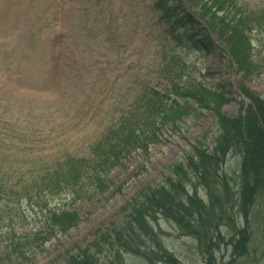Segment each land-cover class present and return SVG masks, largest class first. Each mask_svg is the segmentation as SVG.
I'll return each mask as SVG.
<instances>
[{
    "label": "rangeland",
    "instance_id": "rangeland-1",
    "mask_svg": "<svg viewBox=\"0 0 264 264\" xmlns=\"http://www.w3.org/2000/svg\"><path fill=\"white\" fill-rule=\"evenodd\" d=\"M23 1L0 0V10H8L0 18V70L6 72L0 79V180L14 182L15 189L21 183L47 189L42 209L21 194L0 204L6 211L10 205L19 211L13 220L0 213V264H66L84 249L94 254V240L103 245L98 254L102 262L117 247L116 231L134 209L152 215L155 207L168 203L164 206L173 210L185 195L191 197L186 205L195 210V217L183 210L186 224L215 221L217 237L211 252L203 255L199 240L172 219H149L162 238L158 243L177 264H264V122L255 124L261 145L258 138L244 137L216 170L198 171L205 149L224 131L221 121L237 119L240 132L257 121L246 111L247 105L257 109L253 98H264V0H234L241 8L226 16L236 20L230 29L237 27L249 37L247 56L229 47L227 34L212 31L206 21L220 43H207L208 54L196 50L192 41H181L182 35L173 40L160 11L173 10L172 0L169 6L161 0H30V24L22 47L14 49L5 45L12 41H6L10 35L4 36V24ZM204 1L184 0L200 22L202 10L219 6ZM227 10L234 9L227 7L218 15ZM55 12L61 30L57 40L52 33L58 28ZM57 45V76L52 80ZM145 87L158 92V98ZM148 117L155 122L148 125L150 130L145 127L143 141L135 150H121L120 160L109 167L111 156L102 152L104 147L114 146L136 119L144 123ZM100 152L105 165L93 174L90 159ZM82 160L89 163L78 181L72 175L80 172L76 164ZM249 160H262L263 168L250 169ZM98 178L106 183L103 188H97ZM194 185L197 195L188 193ZM63 206L75 210V225L39 241L28 260L8 257L6 234L38 227L49 208L61 211ZM104 231L108 235L103 238ZM136 243L140 251L125 254L124 264H151L149 258L153 264H172L160 261L151 244L145 247L141 239Z\"/></svg>",
    "mask_w": 264,
    "mask_h": 264
},
{
    "label": "trees",
    "instance_id": "trees-1",
    "mask_svg": "<svg viewBox=\"0 0 264 264\" xmlns=\"http://www.w3.org/2000/svg\"><path fill=\"white\" fill-rule=\"evenodd\" d=\"M216 1L217 0H208V1L202 2L206 4L212 3L213 5L219 4V6L216 8H208L206 10H202L201 16L203 17L205 15L204 20L209 23V26H210L209 28L212 31L216 30L217 32H220L222 34L223 33L227 34L226 39L228 41L229 47L230 46L235 47L237 50H239L243 54H246L244 56H247L248 55L247 51H249L251 48L249 37L247 36L246 32L238 29L237 27H233L230 29L229 26L233 25L236 22V20L226 18V16L230 15L231 11L239 10L241 6L238 5L237 2L234 0H218V3H216ZM178 5L179 7H182L181 0L180 2H178ZM227 7H231L234 10H227L226 14L224 15L221 14V16L218 15V12L220 10L225 11ZM166 16L169 19H174L173 23L184 24L180 20V18L185 19V23H188L190 25L194 23L193 17L190 15H187L186 13H184V11L181 12L179 10L177 14H173L172 11L166 10ZM240 21H241V18H240ZM192 34L194 33L185 34L181 37L188 40L189 42L192 41V44L198 49L199 47H205V50L208 51L207 43H209L210 39L208 37H206V39L204 38L199 39V37L196 34L194 35ZM206 40L208 42H206ZM199 42H200V46L198 47ZM215 84H218L219 89H222V85L220 84V82H217ZM157 93L158 92L156 91L154 93L156 96V99L158 98V95H156ZM253 102L257 109L254 110L255 108H253L250 105H247L248 106L247 108H249V110L246 112L252 115L254 119H257V121L254 120L253 121L254 124L251 123L248 126H246L245 127V130H247L246 132H240V130L242 129V126L241 128H239V125L236 124L237 119L232 120V119L226 118V120L228 119V121H224V122L221 121L222 123L221 125L223 126L224 131L220 132L221 134L219 136H216L215 138L216 143L215 145L210 147L211 149L209 148L205 149L204 158L202 155L201 160H199V167H198L199 170L197 169L198 171H200L199 175H202L203 172L205 173L206 171L211 170L212 167H213V170H216L219 167L220 165L219 162L222 160V157L225 155V153L230 151L234 147H236V145L239 144L241 140L244 139V137L245 138L247 137L258 138L257 139L258 145L262 144L260 134H259L260 133L259 128L255 124H258L259 120H261L262 123L264 122V98H253ZM253 111H256V112H253ZM162 112L163 110L161 111V113ZM154 122L155 120H152L150 117L145 119L144 123L136 119L131 124L130 127L126 126V129L124 130L122 136H120L119 141L114 146L104 147L102 152L105 151L107 154L106 155L107 157L111 156L109 167L115 166L116 163L120 160L122 154L119 152L121 150H126V151H129L130 149L135 150L136 147L139 145V143L143 141L142 136L143 135L146 136V133H147L146 128L150 130L148 125L149 124L152 125L154 124ZM114 147H121V149H114ZM239 149L243 151L241 144L239 146ZM248 151L249 150L246 151V154ZM100 154L101 152L97 154L96 158L90 159V165L92 164L93 174L97 172L98 170L97 168L100 165H105V162L103 161V159H99ZM247 158H248V154L243 164L244 165L243 168L245 169V171L247 169V165H246ZM87 163L89 162L86 160H82L80 164L81 166L76 164L77 170H80V172L76 173L75 175H72L74 179L78 181L81 179V177L86 172V169H84V171H81V168L84 167ZM70 165H73V162L72 163L70 162ZM261 165H262V160L258 164L252 163L251 160L248 161V167L251 169V167L254 168L255 166L254 169L256 171H260L259 168L262 167ZM261 171H262L261 174L264 175V168ZM3 176L4 175H2V177ZM72 176L70 178H73ZM101 176H104L103 173L101 174ZM32 182H36V181L32 180ZM12 183L14 182L0 180V204H2L4 200L8 201L11 198L18 199L20 198V195L18 194H21L25 200L33 203L34 205L42 209L41 198L42 197L44 198L46 196L45 189L47 188L45 186L36 185V186H31V187H34L33 189H29V188L24 187L23 184L21 183L22 186H20V188L15 189V188H12V186L15 185ZM105 185L106 183L102 179L98 178L97 188H103ZM207 187L208 186H206V190L208 191L207 194L209 195L211 193L209 192L210 189ZM194 189H197L196 185H194L192 188H189L188 193L192 192L194 195H197ZM10 194H11V197L9 196ZM182 197L185 198L186 200L183 199ZM182 197L181 196L178 197L180 199L177 200L176 203L173 205L174 207H176V208H173V210L165 207V206H168L167 205L168 203L163 204V205H158L157 207H155L153 209L152 215L146 214V211L144 208L134 209V212H133L134 214L130 213L128 216L129 219L122 221L120 231L119 230L116 231V236H117L116 246L117 247L114 248L113 252L107 251L104 261L101 262V256L98 255L104 250V248L102 247L103 245L101 246L99 241L95 242L94 240L91 246L94 245L96 248L92 249L91 247V249L94 251V254L96 256L93 253H89V251L84 249L80 251L79 253H75L69 256L68 259L66 260V264H96L98 263V260L100 264H124L125 254L133 253L136 250H139L137 243H136L138 239H141L143 241V245L145 247L148 244H151V249H150L151 252H155L157 256L159 255L158 259H160V261L177 264L178 259L176 257H173L172 254L167 252L164 246H161L158 243V241L162 242V238L155 231L154 225L149 220V219L156 220L157 218H160V217L167 218L168 220L172 219L183 232L194 235L199 240V245H200L199 248H201L200 251L203 255H205L204 254L205 250H207L208 252H211L210 244L212 241H213V244H215L216 237H217L216 232H214V229L217 228L215 226L216 225L215 221H211L204 226H198V227L192 226L189 223L190 221L188 222V224H186V222L183 219L186 216V214L183 212V210L190 212L191 213L190 215L194 217H195V214H194L195 210L192 209L193 204L192 206H189L191 197H188L186 195ZM147 201L148 203L150 202V200H147ZM187 201L189 204L188 206L186 205ZM197 201L200 202V200H197ZM64 208L61 211L58 208H49V211L46 213L45 217L43 218L42 224L41 225L39 224L38 227H32L30 230L24 229L22 232H14V233L10 232L6 234V240H7L6 247L8 249L7 250L8 257H11L12 255L15 254L17 256H22L28 260V258L30 257V254L35 253L36 247L40 246L38 245L39 241H42V240L46 241L47 239H49V237L54 231L61 230L62 227L66 229V228H69L70 226L75 225L78 220V217L76 216V214L72 213L75 210L70 209V208H65V209ZM178 208H180L181 210H179ZM11 211L17 213V215H13V212ZM0 213L4 214L7 219H11V220L19 217L18 209L16 210L13 209L12 205H10V211H6L0 207ZM5 213H8V214H5ZM197 213H200V212H197ZM220 217H222V215H220ZM0 220H1V217H0ZM143 222H145L146 224H144ZM10 224L13 226L11 222ZM15 226L13 227L15 228ZM201 227H207V228L201 229ZM106 232L107 231L102 232L103 238L108 235V233ZM203 241L206 244V248H204V250H203L204 244L202 243ZM114 251H116L115 255L113 254L115 253ZM86 252L89 254L90 257L86 256ZM82 255L84 257H82ZM86 257L88 258L87 260H86ZM149 261H151L150 262L151 264L154 263L152 258H149Z\"/></svg>",
    "mask_w": 264,
    "mask_h": 264
},
{
    "label": "bare ground",
    "instance_id": "bare-ground-1",
    "mask_svg": "<svg viewBox=\"0 0 264 264\" xmlns=\"http://www.w3.org/2000/svg\"><path fill=\"white\" fill-rule=\"evenodd\" d=\"M173 11H174V12H177V10H176L175 8H173Z\"/></svg>",
    "mask_w": 264,
    "mask_h": 264
}]
</instances>
